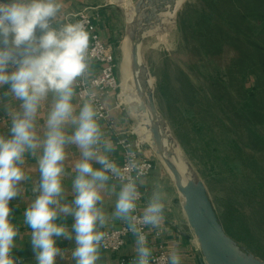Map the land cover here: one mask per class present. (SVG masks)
Wrapping results in <instances>:
<instances>
[{
  "label": "clouds",
  "instance_id": "1",
  "mask_svg": "<svg viewBox=\"0 0 264 264\" xmlns=\"http://www.w3.org/2000/svg\"><path fill=\"white\" fill-rule=\"evenodd\" d=\"M62 7L61 0H0V89L4 98L17 102L15 108L3 106L9 122L7 132L0 133V264H26L16 255L24 244L10 202L21 197V184L29 179L28 156L39 172L32 187L38 195L22 213L34 256L30 264L63 260L67 250L61 240L74 245V264H97L107 235L101 229L110 218L123 221L134 237L131 264H152L154 249L144 229L156 230L157 236L166 230L168 193L155 183L137 215L138 181L147 165L130 151L122 169L111 156L116 145L105 137L93 104L85 102L77 111L76 85L90 74V33L80 21H61ZM69 145L79 158L71 167V202L62 203ZM126 171L136 175L125 176ZM113 178L121 184L109 217L102 204ZM166 264H183L178 245L170 247Z\"/></svg>",
  "mask_w": 264,
  "mask_h": 264
},
{
  "label": "rangeland",
  "instance_id": "2",
  "mask_svg": "<svg viewBox=\"0 0 264 264\" xmlns=\"http://www.w3.org/2000/svg\"><path fill=\"white\" fill-rule=\"evenodd\" d=\"M118 8V70L131 105L138 94L130 69L129 84L122 72L129 15ZM142 56L167 135L205 181L228 233L264 259V0H186L170 31L143 38ZM136 125L152 144L144 114Z\"/></svg>",
  "mask_w": 264,
  "mask_h": 264
},
{
  "label": "crops",
  "instance_id": "3",
  "mask_svg": "<svg viewBox=\"0 0 264 264\" xmlns=\"http://www.w3.org/2000/svg\"><path fill=\"white\" fill-rule=\"evenodd\" d=\"M122 1L126 8V12L129 15L134 3H131V0ZM61 3L63 5L62 12L59 17L61 21L68 20V22H74L75 16L80 10H87L91 15H93L95 30L98 31L103 39L113 42L116 46L117 51V44L121 38V23L120 19L118 18L119 8L117 5H107L106 0H61ZM127 44L128 42H125L123 45L124 55L126 53ZM97 68L98 64L94 61H91L90 74L87 75V77L92 75L94 71H97ZM117 74L121 79L122 73L120 74L118 69ZM3 91L4 90L0 89V111L4 116V119L0 120V133L7 132L9 122V117L3 110V106L5 104H8L13 108L17 106L16 101L11 100L10 98H4L2 96ZM121 95L123 100H125L129 104V96L126 88L123 87ZM116 101V91H112L111 93L103 97V102L106 108L109 110L111 122L106 123L100 120V124L102 126L105 137L110 138L116 145V150L111 153V156L120 164L123 157V148L117 143L116 133L132 127L136 124L137 119L135 115L129 110L122 107H117ZM85 102L89 101L81 98L77 93L73 101V103L77 107V111ZM46 111L47 106L42 108L41 115L43 116L44 114H46ZM68 131L70 132L71 128H69ZM67 152L68 159L65 161V170L67 175L64 178L65 197L62 203L71 202L73 195L71 190V181L73 178L71 167L73 165V162L79 158V153L75 149V146L69 145L67 147ZM147 154L154 158L155 168L149 175L141 178L140 180V184L142 186V189L144 190V195L140 201V208L142 209L145 206L148 198L151 195V191L155 183L159 182L163 184L164 190L168 193V202L165 212L167 218L165 225L166 230L159 236L152 234L150 246H152L155 251L157 250L159 245H162L167 251H169L170 247L178 245L181 250L183 264H202L201 260L203 258V255L199 242L187 220L186 214L183 209L181 195L174 183L171 174L162 163L156 160V158L150 151H148ZM24 167L29 179L22 182L21 197L11 201L10 206L14 208V211L16 213L14 222L21 226V239L19 243L24 244L23 249L17 251L16 255L23 257L26 264H30V262L34 259V256L31 250V246L27 243L28 229L23 227L22 213L24 208L31 202L34 196L38 195V193L34 194L32 192V187L39 181V172L35 159L31 156L27 157ZM96 167L100 166L96 165ZM120 184V180H117L115 178L110 180L109 185L112 187H110L109 191H107L104 195L102 207L105 213L109 215V217L113 210L114 202L116 199L115 192L119 191ZM66 222L70 225L72 223L71 217H68ZM121 222L123 221L110 218L107 226L101 229V231L114 228ZM151 231L152 233L156 232V230ZM58 244L67 251L65 252V257L63 260L57 258V264H74L70 256L71 249L74 247V245L67 240L58 241ZM133 246L134 237L132 236L128 238L126 244L118 251H111L101 247L100 259L97 264H121L122 259L129 258L134 255Z\"/></svg>",
  "mask_w": 264,
  "mask_h": 264
},
{
  "label": "water",
  "instance_id": "4",
  "mask_svg": "<svg viewBox=\"0 0 264 264\" xmlns=\"http://www.w3.org/2000/svg\"><path fill=\"white\" fill-rule=\"evenodd\" d=\"M186 0H136L134 14L127 22L131 45L130 64L138 98L130 105L138 121L149 116L152 148L171 174L181 195L187 220L196 236L202 264H264V259L248 250L228 233L205 181L188 162L189 174L175 159L177 139L167 135V120L156 103L150 71L143 60L142 42L148 34L170 31ZM175 138V139H174ZM179 143V142H178Z\"/></svg>",
  "mask_w": 264,
  "mask_h": 264
},
{
  "label": "built area",
  "instance_id": "5",
  "mask_svg": "<svg viewBox=\"0 0 264 264\" xmlns=\"http://www.w3.org/2000/svg\"><path fill=\"white\" fill-rule=\"evenodd\" d=\"M132 1L136 2V0ZM106 4L118 6L119 4L124 3L122 0H106ZM76 21L84 23L86 29L90 32V58L91 61L98 64L97 71H94L92 75L89 77L86 76L82 81L77 83V93L81 98H84L93 104L99 114L100 120L106 123L111 122L109 110L103 102V97L112 91L117 92L116 106L132 112L130 106L122 100V83L117 74L119 63L116 46L113 42L103 39L98 31L95 30L93 15L87 10H80L75 16L74 22ZM65 22H68V20ZM3 119L4 116L0 111V120ZM116 136L117 143L123 148V157L120 162L121 168L123 169L126 167L131 151L135 153V157L138 161L147 165L143 177L149 175L155 168L154 158L147 154L148 151H151L148 148H152V145L148 141L142 139L137 130V125L135 124L127 130L117 132ZM124 175L134 177L136 173L126 171ZM138 184H140V181H138ZM139 190L142 194V199L144 190L142 189L141 184ZM140 201L138 202L137 215L142 211L140 208ZM144 230L149 233L148 238L150 242L152 234L156 235V232L152 233L148 228H145ZM104 232H106L107 235L101 247L111 251L120 250L126 244L128 238L132 237V234L127 232V226L124 222H121L114 228L106 229ZM167 254L168 251L164 246L159 245L157 250L154 251L152 264H166ZM132 257L122 259L121 264H131Z\"/></svg>",
  "mask_w": 264,
  "mask_h": 264
},
{
  "label": "bare ground",
  "instance_id": "6",
  "mask_svg": "<svg viewBox=\"0 0 264 264\" xmlns=\"http://www.w3.org/2000/svg\"><path fill=\"white\" fill-rule=\"evenodd\" d=\"M134 6H135V2H134V4H133V6H132V8H131V11H130V13H129V16H128V18H131L132 16H133V14H134ZM127 45H129V44H127ZM131 46V45H130ZM127 48V47H126ZM128 49V48H127ZM124 63H126V62H124ZM129 69H130V81H131V83H132V85H133V87L135 88V84H134V78H133V72H132V69H131V64H130V58H129V64H127L126 63V65H124L123 66V69H122V72H123V79H125L126 80V83L127 84H129L128 83V77H129ZM121 83H122V81H121ZM129 88V87H128ZM136 89V88H135ZM122 90H123V85H122ZM122 100H123V98H122ZM124 102H125V100H123ZM144 119H145V121H146V123L148 124V122H149V116L148 115H145L144 114ZM145 129H146V132H147V134L149 135V140H150V142L152 143V139H151V136H152V134H151V129L149 128V127H144ZM165 129H166V131L167 132H169V133H171L170 132V130H169V127H168V124H166V126H165ZM141 134H142V131H141ZM143 135V134H142ZM142 137V136H141ZM143 137H144V135H143ZM142 137V138H143ZM145 138V137H144ZM178 142V141H177ZM177 147V146H176ZM177 151H178V153H177V155L175 156V159H176V161L178 162V163H180L182 166H184L185 167V170H186V172L189 174V172H190V170L188 169V162L186 161V162H184V160H183V153L178 149V147H177Z\"/></svg>",
  "mask_w": 264,
  "mask_h": 264
}]
</instances>
